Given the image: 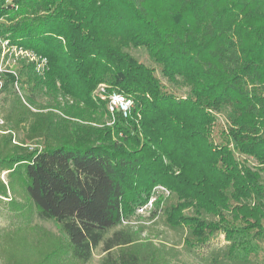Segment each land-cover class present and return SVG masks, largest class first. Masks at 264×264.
<instances>
[{"label":"trees","instance_id":"16d2710c","mask_svg":"<svg viewBox=\"0 0 264 264\" xmlns=\"http://www.w3.org/2000/svg\"><path fill=\"white\" fill-rule=\"evenodd\" d=\"M0 35L47 59L0 72V203L18 218L0 264H89L100 245V264H195L125 223L156 187L171 194L149 219L184 250L223 233L204 264H264V0H0ZM99 85L131 115L111 120Z\"/></svg>","mask_w":264,"mask_h":264},{"label":"rangeland","instance_id":"374dc122","mask_svg":"<svg viewBox=\"0 0 264 264\" xmlns=\"http://www.w3.org/2000/svg\"><path fill=\"white\" fill-rule=\"evenodd\" d=\"M132 53L140 60L143 62L149 64V65H154L153 61L151 60L149 54L145 49H135L132 50ZM8 64H11L12 62L14 63L12 59H8ZM2 68H4L5 65H2ZM164 81L166 79L161 76ZM101 85L98 86L97 89H95V93L97 92H102L101 90ZM185 91V89L183 90ZM94 93V94H95ZM125 94V93H124ZM4 93L0 95V97H3ZM39 99L42 100V102H47L48 98L45 95H40ZM220 120L223 121L222 117H219ZM111 119L115 120L116 115L113 116ZM253 160V159H251ZM252 163H256L255 161ZM264 175V173H263ZM170 191L167 190L164 187H156L155 192L152 194L151 200L149 201L148 204L144 205L143 207H137L136 214H134L132 217L129 219L125 220V223H130L132 226H134L136 229L140 224H143L147 226L145 230H142L141 233V238H146L154 241L158 245H166L167 247H176L177 249L181 250L182 254L180 255L181 259L184 261H188L191 263L195 264H204L199 258L198 254H207L209 251L220 248L225 246L228 242L225 239V235L222 234H217L215 237L211 239V241L208 243L203 248H200L197 250V252L192 251H186L184 250L183 246V239H184V234L182 230H175L168 225H166L162 219H149V215L151 214L150 212L152 211L151 209H157L158 206L156 207V201L160 198L162 199L161 203H159V207L163 206L164 200L168 195H170ZM153 209V210H154ZM151 210V211H150ZM36 222H38L41 225L46 226L47 228L60 233V229L55 221L52 220H47L43 218H39L38 216L36 217ZM16 225H18V218L16 215L13 214L8 208H4V206L0 203V230L1 229H11L14 228ZM259 241V240H258ZM261 242V249L259 253V257L262 261H264V241ZM103 246L100 245L98 248L95 249L94 251V256L92 260L89 262V264H100V259L101 256L103 255Z\"/></svg>","mask_w":264,"mask_h":264},{"label":"built area","instance_id":"2783aa9c","mask_svg":"<svg viewBox=\"0 0 264 264\" xmlns=\"http://www.w3.org/2000/svg\"><path fill=\"white\" fill-rule=\"evenodd\" d=\"M0 45L2 48V51L0 53V72L7 70L6 65L8 64V59H12L13 61H15L18 57H28L30 60H35L37 62L38 70L40 71H43L47 65L46 58L39 57L33 50L12 45L8 38H4L1 35ZM6 54H9L10 56H12V58H8L5 62ZM1 64L5 65L4 68H2ZM0 83L2 84L1 80ZM101 90L102 92L98 93L100 94L101 98L107 100L108 110L110 111L112 116H115V114L118 112L124 117H129L131 115L132 109L135 104V101L132 97L118 91L112 92L111 94L107 95L106 93H104L105 88L103 86L101 87ZM113 121L110 123H113ZM3 123L4 120L0 117V124Z\"/></svg>","mask_w":264,"mask_h":264}]
</instances>
